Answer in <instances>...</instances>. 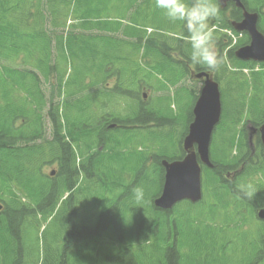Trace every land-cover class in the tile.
<instances>
[{"label":"trees","instance_id":"trees-1","mask_svg":"<svg viewBox=\"0 0 264 264\" xmlns=\"http://www.w3.org/2000/svg\"><path fill=\"white\" fill-rule=\"evenodd\" d=\"M263 2L244 0L243 4L251 10ZM152 8L153 20L144 25L145 12ZM159 12L155 0H0V200L4 204L0 213V264H25L22 240L28 231L32 227L39 230L42 224L55 220H58L55 242L66 233L71 241L80 240L79 246L84 247L82 258L88 257L92 264H99L102 258L103 263L109 252L104 250L105 241L116 244L111 264H264V222L259 223L254 217L255 209L259 205L264 207V185L256 181L259 172L264 178V157L251 159L247 154L249 147L237 130L245 115L256 125L264 122V64L258 72L252 71L249 78L238 79L231 74L220 131L212 141L210 156L214 169L204 170L202 178L206 206L201 209L185 206L171 221L173 217L168 215H176V211L161 212L149 201L143 207L133 201L125 208L128 216L120 211L113 218L119 199H106L104 193L112 190L113 183H120L114 170L132 171L136 187H140V182L142 189L146 185L156 189L161 186L159 158L147 168L148 158L138 153L128 157L117 155L109 163L98 152L99 145L119 149L121 144L116 133H104L102 121L110 119L131 128L146 127L153 122L161 127V123L172 122L168 118L164 122L172 114L169 106H165L167 98H158L147 105L136 90L151 82L138 71L141 56L160 55L167 62L162 54L179 44L167 33L177 35L180 23L160 20ZM124 18L130 23L123 25ZM157 24L159 28L165 25L164 33L146 36V26ZM259 29L264 33V16ZM105 37L110 40L102 41ZM159 39H163L162 44ZM183 44V49L190 54L189 43ZM164 76L172 85L179 79L173 73ZM111 78L115 79L112 88L107 84ZM156 84V89L166 90L163 83ZM120 103L125 104L126 114L120 109L114 110ZM99 115L102 119L98 121ZM46 125L50 128L49 136ZM150 134L153 136L156 132ZM123 138L126 142L127 138ZM169 141V138L167 142L162 141L161 158L174 159V152L167 145ZM78 153L84 156L80 162L76 161ZM257 153L264 152L257 150ZM46 159L57 164V175L52 180L40 171ZM79 171L98 175L100 182L93 183L95 188L100 186V196L95 189L91 196H98L97 203L103 202L101 211L98 218L89 221L79 217L77 221L66 219L67 207L74 210L73 195L62 200L64 192L74 188ZM248 184L261 189L252 201L241 195L242 186ZM194 216L204 223L202 229L193 226ZM234 221L240 223L233 236L224 227L205 225L217 222L220 226L230 225ZM46 228L47 225L42 233ZM213 231L219 234L221 245L217 252L205 248L207 258L200 260L203 248H197L194 243L197 239L210 243L214 238H208V234ZM186 232H190L194 242L189 254L181 252L170 241L172 236L178 240ZM99 241L101 253L96 257L93 252ZM230 245L233 251L225 253ZM145 249L152 253L148 256L140 253ZM50 250V246L44 250L42 264L68 262L67 245L60 248V258L54 262ZM73 262L79 261L73 258L70 263Z\"/></svg>","mask_w":264,"mask_h":264},{"label":"water","instance_id":"water-1","mask_svg":"<svg viewBox=\"0 0 264 264\" xmlns=\"http://www.w3.org/2000/svg\"><path fill=\"white\" fill-rule=\"evenodd\" d=\"M221 7L233 1L237 7H242L240 0H217ZM244 20L235 25L237 31H247L250 36V46L239 49L236 57L242 60L264 62V36L256 29L255 14H244ZM194 120L189 126L188 135L184 139V148L187 152L182 161L168 163L163 161L164 184L161 195L154 201L156 207L167 210L175 203L184 199L196 202L200 199V168L195 154L189 150L193 145L197 147L199 159L209 166L208 146L212 131L220 117V101L217 84L206 81L200 96L193 108ZM264 139V126L262 128ZM258 216L264 218V211Z\"/></svg>","mask_w":264,"mask_h":264},{"label":"rangeland","instance_id":"rangeland-1","mask_svg":"<svg viewBox=\"0 0 264 264\" xmlns=\"http://www.w3.org/2000/svg\"><path fill=\"white\" fill-rule=\"evenodd\" d=\"M145 12V11H144ZM154 9H149L147 12H145V16L146 19L143 18L144 21V25H147V23L149 21L153 20V13ZM113 18H116V16H113ZM159 19L160 20H167V18L164 16V14L162 13V11L160 10L159 12ZM117 21H121V20H117ZM122 23L123 25H127L128 23H130V21H128V19L124 18L122 19ZM165 26H163L164 29ZM109 41V38H105L102 41ZM172 94V92H170V95ZM160 95L159 93H155L152 95V97L158 96ZM194 94L191 93H179V94H175L172 95L171 100L169 101L170 104V108L172 110V113L174 116L178 115L179 119L181 120V122L178 124V126L174 129V134H173V140L176 142L178 141L183 132H184V128L185 125L188 123L184 117V114H186V112L188 111L190 105L193 103L194 101ZM226 96H222V99H225ZM230 100V98H229ZM100 120L99 116H98V121ZM170 131V129L168 128V126H165L164 128H162L161 130V134L168 136V132ZM147 135H149L150 137H152L149 133L148 130L144 131ZM46 133L47 135L49 134V130L48 128L46 129ZM168 138L170 139V137L168 136ZM153 140L155 141H159L160 139L158 137H152ZM130 145L132 146V150L136 152V148L133 142L130 143ZM145 153H151L153 152V148H149V149H145L144 150ZM53 165L51 166H47L44 169V173L48 174L49 172L53 171ZM83 187V186H82ZM81 187V188H82ZM134 188H128L127 189V194L128 193H132ZM126 195V194H124ZM78 203L80 205V207L83 204H86V202L84 200H80L78 199ZM1 205H3V203L0 202ZM92 211L90 213H87V215H85V219H93V218H98L99 217V210L97 207L95 206H91ZM66 219L70 220V219H75V218H71V215H74V210L71 211L70 207H67L66 210ZM75 216V215H74ZM196 217V216H194ZM58 218V216H57ZM116 218V216H115ZM58 225V220L53 221L51 224L49 223L47 225V228L45 230L44 233H42V228L41 230H37L36 228L32 227L29 231L27 236L22 240V247L25 248V257L24 259L26 260L25 264H42V258L44 257V250L46 248H48L49 246L52 247V249L57 248L58 246H60L61 243H59V241L55 242L54 239V234H55V229ZM196 226H203L199 220L197 221V225ZM235 228V227H234ZM203 230L200 231L199 234H202ZM214 233L210 232L208 234V238H214L213 241H211L210 243L208 242H204L203 240L197 239V242L194 243L192 241V235L190 234V232H186L187 234L184 235L183 237H178L177 240V247L180 249L181 252H184L186 254H189V252H191L192 248H193V244H195V246L197 248H203V249H214L217 252V249L220 247L221 245V238L219 236V234H217V231H213ZM199 241V243H198ZM182 247V249H181ZM28 248V249H27ZM98 250H100V245L97 247ZM28 251V254H27ZM73 252L76 254L77 259L82 257L83 251L81 252V250H73ZM72 252V255H73ZM113 252V253H112ZM112 252H108L107 255L105 256V259L102 263L103 258L101 259L99 264H111L113 257L115 256V251ZM140 253L145 254V256H148L152 253V251L150 249H145L144 251H140ZM49 254V252H48ZM100 254V251H99ZM47 256V255H46ZM206 256V255H205ZM240 257V256H238ZM205 258V257H204Z\"/></svg>","mask_w":264,"mask_h":264},{"label":"flooded vegetation","instance_id":"flooded-vegetation-1","mask_svg":"<svg viewBox=\"0 0 264 264\" xmlns=\"http://www.w3.org/2000/svg\"><path fill=\"white\" fill-rule=\"evenodd\" d=\"M227 6H228V8L221 10L219 12V18H221V20H222L221 22H223V20H224L225 22H228L231 24V22L241 21L243 18L242 11L234 8L232 6V4H228ZM258 14L260 15V18H259V20H260L261 19V11L258 12ZM214 20L215 19H212L209 22V27L212 31V35H213L212 25L214 23ZM177 31H179L180 35H182V37L177 38V41L180 44V45L177 44V51L176 52H170L168 54H162L163 57H166L167 62H163L160 58V55L157 57L145 55V56H143V59H144L143 61L146 62V64H144V65L148 71H151L153 73H156L157 71L155 69H152V67H154L156 69H160V71H161L160 73L164 74L166 76H169L171 73H174L175 77H179V80L174 85H176V87L178 88V90L180 92L197 94L200 92L201 88L203 87L204 82L206 80V76H209L213 80L219 82L218 78L223 76V74H224V66H225L224 64L225 63L222 64V67L219 71H215V72L208 70L203 65L193 64L190 61V54H188L182 47L184 45L183 43H188L187 33H186L184 26L182 24H180L177 28ZM213 38H214V35H213ZM159 42H163V41H159ZM238 43L240 44V46H244V45H247L249 43V37H248L247 33H245V32L240 33V35L238 36ZM223 44H226L225 38H221L219 42L214 41V47L216 48L217 53L222 57V60L224 61L223 52L221 51V47ZM229 52H230V50L227 51V53H226V57H228V58H229ZM247 65H252V63H247ZM188 113H189V115H188ZM184 116H185V119L188 122V124L193 119L191 110H189V112L187 111L186 114H184ZM221 121H222V115H221L219 123L217 124L216 128L214 129V134L216 133V129H217V133H218V128L221 124ZM102 122H103V125L101 128H104V130H105L104 133L108 134V132L114 130L116 132H121L119 134L120 137L123 138L124 136H126V132H127L126 128H129L128 125L124 126L120 123L113 122L110 120H106L105 122L104 121H102ZM173 124L176 128L179 123L176 121V119H174ZM186 132H187V129H186V131L184 130V132L182 134L183 138L186 136ZM258 136H259L258 133H256V132L253 133V139L254 140H256ZM178 149H180V153H184L183 148H182V143H181V146L180 145L178 146V148L174 151V153H177ZM98 152L99 153H114V152L108 151V150L103 151L101 147L98 149Z\"/></svg>","mask_w":264,"mask_h":264},{"label":"clouds","instance_id":"clouds-1","mask_svg":"<svg viewBox=\"0 0 264 264\" xmlns=\"http://www.w3.org/2000/svg\"><path fill=\"white\" fill-rule=\"evenodd\" d=\"M155 7L162 11L169 22L184 26L193 64L203 65L213 72L221 69L223 60L214 47L209 27V22L219 17L217 0H155ZM132 191L135 200L140 202L143 189L136 187ZM260 191L257 186L248 184L242 186L241 195L252 201Z\"/></svg>","mask_w":264,"mask_h":264},{"label":"bare ground","instance_id":"bare-ground-1","mask_svg":"<svg viewBox=\"0 0 264 264\" xmlns=\"http://www.w3.org/2000/svg\"><path fill=\"white\" fill-rule=\"evenodd\" d=\"M84 1V0H83ZM139 1V0H138ZM120 2V1H119ZM126 3V2H125ZM107 4V3H106ZM117 5V4H116ZM115 5V6H116ZM130 5V4H129ZM94 6V5H93ZM112 6V5H111ZM121 6V5H120ZM132 7V6H131ZM8 8V7H7ZM116 8H117V6H116ZM119 8V7H118ZM124 8V7H123ZM94 9V8H93ZM97 10V9H96ZM124 10V9H123ZM109 11V10H108ZM115 11H116V9H115ZM131 11V10H130ZM9 12V11H8ZM12 13V12H11ZM101 13V12H100ZM121 13V12H120ZM126 13V12H125ZM98 14V13H97ZM103 14H104V12H103ZM5 16V15H4ZM14 16V15H13ZM111 16V15H110ZM115 16V15H114ZM1 17V16H0ZM6 17H7V15H6ZM12 19V18H11ZM14 20V19H13ZM132 20V19H131ZM34 21V20H33ZM7 23H10V22H7ZM12 23H13V21H12ZM82 23V22H81ZM140 23V22H139ZM11 25V24H10ZM15 25V24H14ZM52 25V24H51ZM81 25V24H80ZM79 25V26H80ZM30 26V25H29ZM73 26V25H72ZM83 26V25H82ZM27 27V26H26ZM40 27V26H39ZM42 27V26H41ZM113 27V26H112ZM73 28V27H72ZM139 28V27H138ZM225 28V27H224ZM9 29V28H8ZM22 29V28H21ZM38 29V28H37ZM90 29V28H89ZM116 29V28H115ZM119 29H120V27H119ZM88 30V29H87ZM115 32V31H114ZM124 32V31H123ZM14 36V35H13ZM134 36H136V35H134ZM131 37V36H130ZM71 38H72V36H71ZM91 38V37H90ZM106 38V37H105ZM137 38V37H136ZM72 40H73V38H72ZM86 40V39H85ZM102 40V39H101ZM15 41V40H14ZM81 41V40H80ZM107 41V40H106ZM116 41V40H115ZM16 42V41H15ZM19 42V41H18ZM113 42H114V40H113ZM121 42V41H120ZM126 43V42H125ZM73 45V44H72ZM94 45V44H93ZM99 45V44H98ZM120 45V44H119ZM123 45V44H122ZM10 46H12V45H10ZM75 46V45H74ZM77 47V46H76ZM108 47V46H107ZM117 47V46H116ZM68 48H69V46H68ZM67 48V49H68ZM122 49V48H121ZM16 50V49H15ZM117 50V49H116ZM9 51V50H8ZM11 51V50H10ZM17 51V50H16ZM109 51V50H108ZM105 52V51H104ZM10 53V52H9ZM125 53V52H124ZM12 54V53H11ZM23 54V53H22ZM34 54V53H33ZM103 54V53H102ZM109 54V53H108ZM112 54V53H111ZM14 55V54H13ZM62 55V54H61ZM110 55V54H109ZM122 55V54H121ZM26 56V55H25ZM111 56V55H110ZM123 56H125V55H122L121 57H123ZM62 57V56H61ZM118 57V56H117ZM13 58V57H12ZM116 58V57H115ZM63 59V58H62ZM65 60V59H64ZM101 60H102V58H101ZM37 61H38V59H37ZM110 61H112V60H110ZM109 61V62H110ZM58 62V61H57ZM32 63H34V61H32ZM48 63V62H47ZM26 64V63H25ZM56 64V63H55ZM24 65V64H23ZM34 65H35V63H34ZM31 66V65H30ZM58 67V66H57ZM115 67V66H114ZM120 67V66H119ZM45 68V67H44ZM52 68V67H51ZM118 68V67H117ZM53 70V69H52ZM124 70H125V68H124ZM127 70H129V69H127ZM133 70V69H132ZM55 72L57 71V70H54ZM139 71V70H138ZM42 72V71H41ZM40 72V73H41ZM59 72H61V70H59ZM58 72V73H59ZM63 72V71H62ZM118 72V71H117ZM122 73V72H121ZM124 73V72H123ZM27 74H29V73H27ZM42 74V73H41ZM60 74V73H59ZM65 74V73H64ZM130 74V73H129ZM63 75V74H62ZM234 75V74H233ZM45 76V75H44ZM114 76V75H113ZM141 76V75H140ZM166 76V75H165ZM164 76V77H165ZM119 77V76H118ZM134 77V76H133ZM137 77V76H136ZM167 77V76H166ZM34 78V77H33ZM141 78V77H140ZM149 79V78H148ZM165 79V78H164ZM171 79V78H170ZM120 80V79H119ZM167 80H169V79H166V81ZM35 81V80H34ZM37 82H38V80H37ZM28 83H29V81H28ZM132 83V82H131ZM230 83V82H229ZM31 84V83H30ZM33 84V83H32ZM232 84V83H231ZM242 84V83H241ZM37 85V84H36ZM36 85H35V87H36ZM159 85V84H158ZM27 86H28V84H27ZM236 86V85H235ZM254 87L253 88H255V85H253ZM262 86V85H261ZM34 88V87H33ZM231 88V87H230ZM236 89V88H235ZM244 89H245V87H244ZM257 89V88H256ZM262 89V88H261ZM38 89H36V91H37ZM241 90V89H240ZM253 90V89H252ZM260 90V89H259ZM35 91V92H36ZM227 91V90H226ZM238 91V90H237ZM242 91V90H241ZM40 92V91H39ZM39 92L37 93V94H39ZM255 92V91H254ZM253 92V93H254ZM262 92V91H261ZM234 93V92H233ZM229 95V94H228ZM236 95H238V94H236ZM240 95V94H239ZM229 98V97H228ZM232 98V97H231ZM236 98V97H235ZM242 98V97H241ZM251 98V97H250ZM233 99V98H232ZM251 101V100H250ZM234 103V102H233ZM228 104V103H227ZM232 104V103H231ZM251 104H253V103H250V105ZM223 106H225V105H223ZM236 106V105H235ZM225 108V107H224ZM236 108V107H235ZM256 108V107H255ZM240 109V108H239ZM254 110V109H253ZM241 111V110H240ZM226 114V113H225ZM231 114V113H230ZM227 117V116H226ZM237 148V147H236ZM222 149V148H221ZM213 152V151H212ZM226 152V151H225ZM228 152V151H227ZM36 155V154H35ZM37 156H38V154H37ZM238 156H240V155H238ZM258 167V166H257ZM140 168V167H139ZM255 169V168H254ZM224 170V169H223ZM253 170V169H252ZM258 171V170H257ZM56 199V198H55ZM154 213V212H153ZM25 222V221H24ZM22 227V226H21ZM22 229V228H21ZM23 232V231H22ZM137 241V240H136ZM94 261V260H93Z\"/></svg>","mask_w":264,"mask_h":264}]
</instances>
